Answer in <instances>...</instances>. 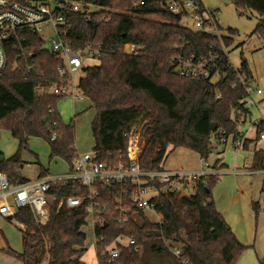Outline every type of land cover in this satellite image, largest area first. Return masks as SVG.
<instances>
[{
    "label": "trees",
    "instance_id": "16d2710c",
    "mask_svg": "<svg viewBox=\"0 0 264 264\" xmlns=\"http://www.w3.org/2000/svg\"><path fill=\"white\" fill-rule=\"evenodd\" d=\"M78 1L83 10L66 12L63 40L72 51L90 49L98 53V63L83 69L77 85L95 112L90 124L94 161L108 166L128 163L125 134L137 122L142 124L143 145L137 156L142 171L162 169L169 148L188 150L207 160L213 152L212 140L219 142L223 135L235 134L239 113L250 116V111L239 103L243 89L221 49L227 50L233 43L235 30L228 28L217 36L181 26L179 22L186 13H171L168 3L182 4L186 0ZM193 1L203 7L200 0ZM231 1L238 16L252 11L260 17L254 33L264 40V0ZM88 5L98 11L89 13ZM125 45L134 46L138 52L125 53ZM28 46L35 68L30 73L17 68L19 60L10 46L0 78V130L9 131L18 141L17 151L0 161V173L8 177L12 186L25 182L18 170L20 151L26 148L29 137L47 142L50 158L61 159L69 172L77 156L74 121L62 122L57 110L64 97L35 93L36 86L59 80L56 68L60 62L43 48L37 36H29ZM181 47L184 52L201 56L217 55L215 69L222 75L219 81L174 73L171 60ZM240 66L252 79L245 62ZM234 82L236 88L231 89ZM260 132L257 129L255 140ZM52 133L54 140H50ZM248 143L245 140L243 148ZM261 168L264 150H257L250 169ZM218 179L217 175L202 177L187 194L159 192V223L149 220L132 206L129 195H124V190L130 193L134 187L131 182L97 183L93 202L102 221L101 225L95 219L93 223L97 264H235L246 247L215 207L211 191ZM86 191L77 181L51 185L49 193L54 200L49 202V217L44 224L36 222L28 207L19 208L15 219L25 228L21 232L22 251L8 248L6 252L22 264H86L81 259L86 252V235L81 228L88 216L87 203L73 209H56L59 198ZM252 208L257 217L259 205L252 203ZM118 235L133 238L138 249L119 247L118 257H104L102 252ZM171 244L180 246L178 257L171 253ZM259 264H264V256Z\"/></svg>",
    "mask_w": 264,
    "mask_h": 264
},
{
    "label": "built area",
    "instance_id": "2783aa9c",
    "mask_svg": "<svg viewBox=\"0 0 264 264\" xmlns=\"http://www.w3.org/2000/svg\"><path fill=\"white\" fill-rule=\"evenodd\" d=\"M50 1H54L59 6L51 8ZM168 9L173 14L185 12V16L190 15L199 27L212 26L216 30L219 26L215 11L200 8L193 0H186L182 4L170 1ZM82 10L83 6L81 4L68 5L64 3V0L61 2L58 0H33L31 4L20 3L15 0H0V78L7 64V54L10 46L16 51V57L19 60V64H16L17 68L25 73H30L35 68L34 62L29 59L31 53L28 46L29 36L35 35L42 40L43 48L47 49L60 62L56 68L59 80L47 85L36 86V95L52 94L69 97L73 101L83 99L84 96L78 88L75 91L78 83L76 86L74 85L73 74L83 71L86 66L96 65L98 63V53L95 54L90 49L72 51L63 40L66 12L75 13ZM213 34L219 35L216 31ZM182 47L171 60L174 73L181 77L196 80L219 81L222 75L215 69L218 65L217 55L201 56L194 52H184ZM175 48H178V46ZM221 49L222 54L228 60L227 50L223 47ZM123 51L127 54H136L138 49L132 45H125ZM93 60H96V62H93ZM228 63L236 74L237 82L240 83L243 89L244 94L239 100L240 105L248 111L251 107H255L259 116L258 119L251 121L250 116L245 117L239 113L237 125L248 119L256 131L257 129L261 131L258 139H264V90L254 86L252 79H249L242 72L241 66L235 67L230 64L229 60ZM215 77L216 79H214ZM237 82L232 83L230 88L235 89ZM125 136L128 138V163L108 166L94 161V152L90 151L83 155H77L74 160L73 171L64 175L38 178L12 186L8 177L0 173V216L16 224L15 214L17 210L28 207L36 222L44 224L49 217V202L54 200V197L49 193L51 185L70 180L80 182L87 191L82 195L59 198L56 209L58 210L63 206L67 209H73L86 202L88 215L90 214L92 219H95L96 224L101 225V218L97 216L96 205L93 202L96 197L95 185L97 183H123L129 181L134 187L130 193L124 190V195H129L133 207L143 211V213L146 210L154 213L157 220L153 222L159 223L161 222V215L156 212L158 205L156 197L159 192L187 194V188L191 189L196 180L210 175H217L218 177L222 175L221 171L213 168L204 159H201V168L197 171H175L165 168L156 171H142L137 162V156L142 147L141 143H138V137L132 130ZM54 139L55 134L52 133L50 140ZM218 143L230 144L235 151H241L245 140L237 130L235 134L223 135ZM244 169L246 167L241 170H234L233 173H247ZM258 171L264 175V168ZM146 193H154V195L146 198ZM119 247L138 249L133 238L118 235L111 244L106 246L102 255L109 259L116 258L119 256ZM169 247L175 257L180 255V246L171 244Z\"/></svg>",
    "mask_w": 264,
    "mask_h": 264
},
{
    "label": "crops",
    "instance_id": "0c3cea01",
    "mask_svg": "<svg viewBox=\"0 0 264 264\" xmlns=\"http://www.w3.org/2000/svg\"><path fill=\"white\" fill-rule=\"evenodd\" d=\"M200 1L202 4V0ZM83 100L84 99H81L80 101H77V103L74 101L72 108V120L74 117L77 119V116L80 113L92 109L90 101L87 98V102H83ZM76 106L79 107V110L76 109ZM94 116L95 112L91 118L90 115H88L87 119H90L88 127L86 125H81L78 129L77 125L80 121L77 122V125H75L77 120L74 122V144L77 155H83L88 151H92L94 140L91 135L90 124ZM247 120L237 125V130L243 136L244 140L250 141V143L246 145V148H243L241 151H237V153L234 154L231 151H225L226 145L223 146L224 149H221L222 147L217 141H212L213 152L208 157L207 161L211 166H213L215 162L218 161L215 168L222 172V175L219 176L217 183L211 191L217 211L223 216L224 220L227 222L238 241L246 247L244 252H247V250H252L254 253V258H256L259 263V260L262 258V256H264V191H261L262 186H264V175H262L258 170L250 169V164L255 151L264 150V139L255 140L257 131L251 124L245 128V123ZM84 126L87 128V130L89 129L90 132L87 139L84 138L86 137V132L83 131L82 133V131H80V128H84ZM83 134H85L84 137H82ZM91 140L93 146H91ZM30 142L39 143L40 141L31 138ZM86 143L88 144L85 145ZM89 146L92 147L90 150ZM46 147L48 150V162H51L52 159L49 156L50 153L47 142ZM54 158L58 161L60 160V162L64 165H60L56 168L53 167V165L58 164L56 162H54L53 165H50V163H46L44 161L41 162L37 159L38 171L35 173V175H33V177H27L22 174L21 169H23V165L21 164L19 166L18 172L20 176L25 179V181H33L38 178L67 174L69 171L66 163L59 158ZM3 159L4 158H2L0 161ZM20 161L22 163L21 157ZM23 163L27 164L29 161L24 160ZM221 165H223V167H220ZM243 167H246L244 170L247 173H233L234 170H241ZM163 168L175 171H197L201 168V158L196 153L188 150L180 148L171 150V148H169V153L165 158ZM252 203H257L259 205L260 212L257 217L253 211ZM8 222L10 221L7 218L0 216V264H22L18 258L8 254L6 250L10 248L18 253L22 251L21 232H23L25 228L17 221L16 224L10 222L19 232V236L13 237ZM84 257L85 255H83L81 259L83 260ZM95 262L97 264L96 258Z\"/></svg>",
    "mask_w": 264,
    "mask_h": 264
},
{
    "label": "rangeland",
    "instance_id": "374dc122",
    "mask_svg": "<svg viewBox=\"0 0 264 264\" xmlns=\"http://www.w3.org/2000/svg\"><path fill=\"white\" fill-rule=\"evenodd\" d=\"M38 1V0H37ZM65 4L73 5V4H80L78 0H64ZM202 5L205 9L215 11L216 19L219 21V26L216 28V30L211 26H205V27H199L196 25V23L192 20L190 15L183 16L179 22V24L183 27H187L194 31H204L207 33H225L226 29L230 28L235 30L237 33L234 35L233 43L227 48L228 52V60L230 64L237 67L240 66L242 62H245L246 69L249 71L250 75L252 76V83L254 86L264 90V40H262L258 35L254 33V29L256 25L259 23L260 17L255 14L254 12L250 11L243 15L238 16L235 7L231 0H202ZM59 6V4L55 3L54 1H50V7L54 8ZM86 10L89 13L97 12L98 8L93 6H87ZM190 12V11H189ZM93 62H96V60H93ZM83 76V71L76 72L73 74L74 79V85L76 86L78 83V80ZM216 79V77L214 78ZM75 91H77V87H75ZM83 102H87L86 98H83ZM80 100H75V103ZM74 101L71 100L69 97L62 98L58 104H57V110L59 113V116L64 123H69L72 120ZM76 109L79 110V107L76 106ZM250 119L251 121H254L255 119H258V113L257 109L255 107L250 108ZM88 115H90V118L94 115L93 109H89L88 111H84L80 113L77 116V119L74 117L77 125L78 123V129L81 125H86L88 127V123L90 119H87ZM250 125L249 121L247 120L245 123V128ZM141 126L142 124L137 122L134 123L131 130L134 134L137 135L138 143H141L142 146V140H141ZM80 131L86 132L83 134L82 137L86 138L89 136V129L81 127ZM36 139L40 141L39 143L30 142V139ZM28 139L26 148L22 149L20 152V157L22 160L21 165H23V169H21L22 174H24L27 177H33L35 173L38 171V164L37 159L39 161H44L46 163H50V165H53L54 162L58 163L57 165H53V167H59L60 165H64L63 163L58 161L57 159H52L51 162H48V150L46 147V142L39 137H31ZM136 140V139H135ZM33 141V140H32ZM213 142L215 140H212ZM86 143L85 145H87ZM91 146H93L92 140H91ZM221 145V149H224L223 144ZM84 147V144H83ZM90 147V146H89ZM92 147L89 148V150ZM18 149V141L11 135V133L5 129L0 130V157L7 159L12 154H14ZM225 151H231L232 153H237L230 144L226 145ZM88 151L87 153H89ZM239 153V152H238ZM86 154V153H85ZM29 161V163H23V161ZM188 192H191V189L187 188ZM154 195V193H146L145 197L150 198ZM145 216L151 220L156 221L157 217L154 213L146 210L144 212ZM93 223L94 219H92L91 215L89 214L86 218V224L82 226L81 230L86 235L85 240V247L87 248L86 254L83 260L86 262V264H96L95 258L96 255L94 254L95 248H94V235H93ZM9 227L11 228L10 231L12 232L13 237L19 236L18 230L15 228L14 225H12L10 222H8ZM168 243V242H167ZM45 247H43V250ZM44 254V252H43ZM44 257V256H43ZM46 260V253H45V259ZM235 264H259L257 259L254 258V253L252 250H247V252L242 253V255L239 257L237 262Z\"/></svg>",
    "mask_w": 264,
    "mask_h": 264
},
{
    "label": "water",
    "instance_id": "95a60500",
    "mask_svg": "<svg viewBox=\"0 0 264 264\" xmlns=\"http://www.w3.org/2000/svg\"><path fill=\"white\" fill-rule=\"evenodd\" d=\"M59 2H61L62 0H58ZM2 159V157H0V160Z\"/></svg>",
    "mask_w": 264,
    "mask_h": 264
}]
</instances>
